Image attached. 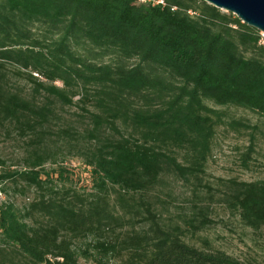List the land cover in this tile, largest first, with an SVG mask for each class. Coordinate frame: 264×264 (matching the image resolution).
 <instances>
[{
	"label": "trees",
	"instance_id": "16d2710c",
	"mask_svg": "<svg viewBox=\"0 0 264 264\" xmlns=\"http://www.w3.org/2000/svg\"><path fill=\"white\" fill-rule=\"evenodd\" d=\"M5 1L9 10L28 18L43 17L66 22L68 29L79 28L75 12L67 20L62 17L65 13L58 14L62 0ZM73 1L90 8L117 38L126 35L145 47L140 60L150 54L166 64L160 55L168 48L176 58L197 65L181 76L179 85L170 86L166 105L138 117L141 123L179 125L208 139L214 127L210 115L221 118V111L208 102L264 116V48L256 43L257 30L234 14L203 0ZM90 28L87 37L100 38ZM233 36H238L237 41ZM245 46L253 49L251 58L245 59L240 52ZM0 76H4L1 63ZM103 77L121 91L163 84L159 77L145 75L140 63L130 69L117 67ZM29 80L37 79L30 75ZM80 101L86 103L87 94ZM21 112L33 118L22 119ZM0 116L14 119V126L0 123V129L8 135L16 133L23 147L20 164L7 166L0 158V192L6 193L10 183L15 192L25 195L33 189L36 193L22 208L0 199V264H83L81 260L92 264H264V259L244 261L183 239L189 230L194 234L212 223L201 205L216 202L238 215L243 225L263 230L264 240L263 181L232 179L222 192L213 190L201 183L194 169L163 151L120 140L91 144L88 137L47 126L43 108L2 90ZM99 123L96 119L95 128ZM231 125L247 127L239 120H231ZM252 150L250 141L247 158ZM65 157H77L90 168L93 184L88 192L58 187L55 170L52 174L45 170L46 164H57L61 179ZM167 175L186 184L193 181L191 196L197 215L183 218L186 227L163 219L164 207L159 204Z\"/></svg>",
	"mask_w": 264,
	"mask_h": 264
},
{
	"label": "rangeland",
	"instance_id": "374dc122",
	"mask_svg": "<svg viewBox=\"0 0 264 264\" xmlns=\"http://www.w3.org/2000/svg\"><path fill=\"white\" fill-rule=\"evenodd\" d=\"M60 2L62 11L58 14L65 13L62 17L67 20L75 12L79 28L68 29L66 22L43 17L28 18L20 11L9 10L6 1L0 0V63L4 72L0 76V90L4 94L21 97L43 108L47 126L88 137L91 144L120 140L163 151L183 166L194 169L201 183L213 190L222 192L232 179L264 182V116L249 109L208 102L210 107L221 111L220 119L210 115L214 127L208 139L179 125L141 123L138 117L166 105L171 96L170 86L179 85L181 76L197 65L176 58L168 48L160 55L166 64L150 54L140 60L145 47L126 35L117 38L90 8L73 0ZM90 27L100 38L87 37ZM233 38L237 41L238 36ZM240 52L245 59L253 56L249 46L240 47ZM139 63L145 75L159 77L163 84L121 91L103 77L117 67L130 69ZM45 74L54 77L51 80ZM30 75L37 80L31 82ZM86 94L87 102L83 103L80 99ZM19 116L33 118L28 112H21ZM96 119L100 123L95 128ZM231 120H239L247 127L233 126ZM0 123L6 127L15 124L14 119L3 116ZM15 135L0 129V158L7 166L20 164L22 141ZM250 141L253 150L247 158ZM65 158L62 165L66 171L61 179L57 164H46L45 170L51 174L55 170L53 178L58 187L88 192L93 184L90 168L77 157ZM164 178L163 201L159 204L164 207L163 219L186 227L183 218L197 215L191 196L193 181L186 184L171 175ZM7 185L9 189L1 192L0 199L12 201L18 208L36 195L33 189L23 195L13 191L10 183ZM201 191L203 194V188ZM201 206L212 223L194 234L189 230L183 237L187 243L201 249L222 250L244 261L264 259L263 230L243 225L238 215L231 214L219 203ZM78 243L82 244L83 240Z\"/></svg>",
	"mask_w": 264,
	"mask_h": 264
},
{
	"label": "water",
	"instance_id": "95a60500",
	"mask_svg": "<svg viewBox=\"0 0 264 264\" xmlns=\"http://www.w3.org/2000/svg\"><path fill=\"white\" fill-rule=\"evenodd\" d=\"M234 14L244 24L264 32V0H203Z\"/></svg>",
	"mask_w": 264,
	"mask_h": 264
},
{
	"label": "built area",
	"instance_id": "2783aa9c",
	"mask_svg": "<svg viewBox=\"0 0 264 264\" xmlns=\"http://www.w3.org/2000/svg\"><path fill=\"white\" fill-rule=\"evenodd\" d=\"M140 1L144 2L146 0H140ZM157 2H161V1L158 0ZM233 27H236V26L233 25ZM256 43L258 46L264 48V32L257 30V42ZM1 194L2 193L0 192V197H1Z\"/></svg>",
	"mask_w": 264,
	"mask_h": 264
}]
</instances>
